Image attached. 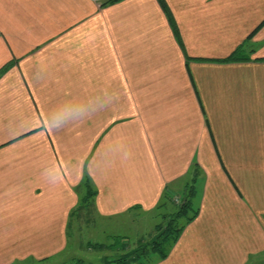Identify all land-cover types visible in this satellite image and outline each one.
<instances>
[{"label": "crops", "instance_id": "obj_1", "mask_svg": "<svg viewBox=\"0 0 264 264\" xmlns=\"http://www.w3.org/2000/svg\"><path fill=\"white\" fill-rule=\"evenodd\" d=\"M166 3L181 41L159 0H0V264L64 252L86 179L115 216L196 164L200 213L157 264L264 253V0Z\"/></svg>", "mask_w": 264, "mask_h": 264}, {"label": "rangeland", "instance_id": "obj_2", "mask_svg": "<svg viewBox=\"0 0 264 264\" xmlns=\"http://www.w3.org/2000/svg\"><path fill=\"white\" fill-rule=\"evenodd\" d=\"M194 172L195 166L192 169L191 180L187 183L189 186L192 185ZM198 176H200V170ZM194 184H196L198 193L197 179ZM187 185L185 189L181 187L170 189L169 194H167L169 196L168 202L166 200L160 201V204L167 202L166 206L156 207L152 210L136 207L120 215L103 216L99 215L93 206L89 208H81L80 206L73 211L70 219L68 247L64 252L51 258L41 260L31 258L26 263L18 261L14 264H107L109 261L116 264V259L119 257L128 259L129 256L132 257L131 253L135 251L139 252L142 258L130 264H157L163 260L159 254L152 251L149 241L156 237L161 229L163 231L167 223L171 221V217L177 214ZM196 197L197 195L193 201L199 215L200 207L196 204ZM192 213L189 212L190 215ZM184 223L185 219L179 218L175 225L178 224L180 227ZM179 239L171 247L170 253ZM248 264H264V253L253 257Z\"/></svg>", "mask_w": 264, "mask_h": 264}, {"label": "trees", "instance_id": "obj_3", "mask_svg": "<svg viewBox=\"0 0 264 264\" xmlns=\"http://www.w3.org/2000/svg\"><path fill=\"white\" fill-rule=\"evenodd\" d=\"M109 1L114 2L117 0H109ZM159 2L163 10L165 11L166 15L168 16V19L172 25L176 38L180 40V33H179L178 26L173 18V15L170 11L168 4L166 3V0H159ZM262 25H264V22L258 27L257 30H259V28H261ZM257 30L254 31L250 35V37H252L257 32ZM243 51H244V44L240 48H238L234 53H232L229 57L219 60V61L220 62H232V61L244 60L246 57L242 55ZM194 174L195 175L192 180V185L191 186L187 185L183 201L180 203V206H179L180 209L177 212V214L171 217L172 218L171 221L167 223L163 231L161 229L160 231L161 234L159 236L153 237L151 241H149V245L151 246L152 251L159 254L161 260H165L169 256L171 247L179 239L182 231L185 229V226L189 224L190 222H192L198 215L199 211L198 209H195L194 201H193L195 196L197 195L196 184H194L199 174V168L197 164L195 165ZM83 186H84V194L81 198L80 204L77 207V209L80 206L81 208L92 207L93 198L97 194L96 190L92 187L89 179H86ZM169 191H170L169 188L166 189L162 197V200H166L168 202L169 196L167 194H169ZM167 202H164L162 204L159 203L157 207L158 208L165 207ZM189 212H193V213L190 215ZM179 218L185 219V223L180 227H178L179 226L178 224L175 225V222H177ZM173 236H174V239L172 240ZM131 256L132 257L129 256L128 259L124 257H119L118 259H116V264H130L131 262L142 258V255H140L139 252L137 253L136 251L132 252ZM107 264H113V263L112 261H109Z\"/></svg>", "mask_w": 264, "mask_h": 264}, {"label": "water", "instance_id": "obj_4", "mask_svg": "<svg viewBox=\"0 0 264 264\" xmlns=\"http://www.w3.org/2000/svg\"><path fill=\"white\" fill-rule=\"evenodd\" d=\"M161 233H159L157 236H159Z\"/></svg>", "mask_w": 264, "mask_h": 264}]
</instances>
